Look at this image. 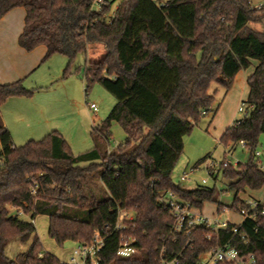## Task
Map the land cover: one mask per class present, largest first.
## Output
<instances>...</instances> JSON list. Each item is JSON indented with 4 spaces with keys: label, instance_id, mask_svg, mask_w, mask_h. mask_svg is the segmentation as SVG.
<instances>
[{
    "label": "trees",
    "instance_id": "trees-1",
    "mask_svg": "<svg viewBox=\"0 0 264 264\" xmlns=\"http://www.w3.org/2000/svg\"><path fill=\"white\" fill-rule=\"evenodd\" d=\"M91 1L0 0V18L13 8L24 9L17 40L22 49L43 45L44 60L57 54L67 58L63 77L78 54L102 45L101 58L83 68L85 92L96 82L116 100L91 127L93 147L76 155L56 131L14 146L0 118V264H65L42 249L33 224L38 215L48 217V235L60 245L86 243L94 232L101 233L100 264H163L161 250L167 261L196 264L225 243L264 264V216L244 219L236 233L231 228L237 224L230 223L207 239L203 226L188 234L169 233L173 219L159 202L167 191L199 211L204 203L216 202L214 187L185 189L172 182L171 174L184 136L211 110V84L228 90L234 76L253 63L243 101L246 115L219 138L224 147L244 141L251 156L221 174L233 192L231 209L244 204L240 192L263 186L264 171L252 152L264 132V31L248 24L264 21V4L257 9L251 0H119L111 16L108 7L92 11ZM22 81L0 84V106L11 97H30ZM113 122L125 139L108 151ZM94 177L104 189L99 198L89 191ZM223 207L217 202L216 212ZM118 209L132 211L133 219L113 230ZM14 238L29 242V248L9 259L4 249ZM128 238L139 253L121 258L116 249Z\"/></svg>",
    "mask_w": 264,
    "mask_h": 264
},
{
    "label": "rangeland",
    "instance_id": "rangeland-1",
    "mask_svg": "<svg viewBox=\"0 0 264 264\" xmlns=\"http://www.w3.org/2000/svg\"><path fill=\"white\" fill-rule=\"evenodd\" d=\"M154 1L157 3H164L165 0ZM251 3L252 5L264 4V0H251ZM116 4L117 3L111 6L110 13L114 11ZM248 26L256 31H264V21L261 23H250ZM103 52L104 49L102 45H90L87 48V53H80L77 55L70 65V73L64 77V96L68 91V100L75 102L77 110L79 108L84 109L82 116L80 118L78 116L77 119H75L76 126L74 127L78 126V130H72V133L75 135L74 139H70V141L66 140L74 155L85 152L93 147L90 137L91 125L97 124L103 120L116 102L115 98L96 82L92 83L87 92H85L86 83L83 79V68L86 64L88 65L90 62L101 58ZM51 57L45 60L37 71L30 74L22 81L23 86L32 91L30 97L37 98L41 104H47L53 101L59 92H63V71L67 66L68 60L65 56L58 54ZM67 85L69 87H67ZM228 90H225L222 86L215 83L211 84L210 91L213 92V101L210 105L211 110L205 115H202L193 125L191 131L184 136L182 153L174 166L171 180L174 184L182 185L185 189H194L197 185L202 184L201 181L204 179L205 182L203 185L214 187V198L216 202L204 203L200 212L209 216L217 215L220 220H228L238 224L241 222L242 218L235 209L229 207L233 200V192L227 189L228 181L222 176L221 169L218 170L216 176H210L200 165L189 175L187 180L180 181V176L189 172L203 157H210L217 162H220L226 157L230 160V165L232 167H236L233 163L238 162L244 164L250 158L251 154L247 147L236 143L235 145H229V147L225 149L219 142V138L223 132L221 130H223V128L225 130V126L231 122H228L229 111L233 108L237 109L241 104V101H238L236 105L233 104L231 95L225 97L228 95ZM90 103L96 105L95 112L89 109L88 105ZM220 103L221 110L217 116L215 125H213L211 119L214 110H216ZM67 106H69L68 102L67 105L64 103V111L68 110ZM52 111L57 112L55 109H52ZM241 117L242 114L236 111L235 119ZM74 127L71 129H74ZM124 139L125 133L123 129L118 123L113 122L107 150H113L117 145L122 144ZM227 151H229L230 155L225 156V152ZM254 152H257L258 156H254ZM252 155V159L257 161L264 171V132L258 135ZM89 191L97 198L104 196V189L98 177H94L90 180ZM246 191L249 193H240L238 194V198L243 201L246 200L249 198V195H251V191L255 195H264V184L260 189H257V192H254L256 190L249 189ZM217 202L222 204L225 210L217 213ZM211 213H213V215H210ZM33 224L42 249L52 253L61 262L67 264L70 260L71 252L76 246V242L67 240L60 245L50 238L48 235V217L46 215L36 216L33 220ZM28 248L29 242H22L18 238H14L6 245L4 254L7 258L14 259L18 255L25 253Z\"/></svg>",
    "mask_w": 264,
    "mask_h": 264
},
{
    "label": "crops",
    "instance_id": "crops-1",
    "mask_svg": "<svg viewBox=\"0 0 264 264\" xmlns=\"http://www.w3.org/2000/svg\"><path fill=\"white\" fill-rule=\"evenodd\" d=\"M23 18L24 9L22 7L13 8L0 18V84L25 79L37 71L41 64L48 59H43L46 52L43 45L37 46L31 51H25L18 45V36L23 29ZM254 65L255 63L245 70H240L234 76L227 92L228 95L225 96L229 97L231 95L233 104L236 105L238 101L246 99L248 92L246 80L252 73ZM62 83L63 92H59L54 100L47 104L39 103L37 98L34 97H11L0 106L2 125L9 131L14 146H20L29 140L38 141L51 131L58 132L67 141L74 139L75 135L72 132L78 130V126L74 127L76 126L75 119L82 116L84 109L79 108L77 110L75 102L68 100V91L64 96V77ZM67 87L69 86L67 85ZM67 102L69 105L67 106L68 110L64 111V103L67 105ZM52 109L57 112H53ZM220 110L221 103L214 110L211 119L213 125L217 121ZM236 111L235 108L229 111L228 122H231L225 126L226 128L236 120ZM73 127L74 129H71ZM221 131L224 132V128ZM246 190L240 193H249ZM254 192H257V190ZM263 196V194L255 195L251 191V195L247 199L262 202L264 200ZM210 215H213V213Z\"/></svg>",
    "mask_w": 264,
    "mask_h": 264
},
{
    "label": "built area",
    "instance_id": "built-area-1",
    "mask_svg": "<svg viewBox=\"0 0 264 264\" xmlns=\"http://www.w3.org/2000/svg\"><path fill=\"white\" fill-rule=\"evenodd\" d=\"M119 0H92L90 4V9L95 12H99L103 7H108V14L113 15L114 11L110 13V8L115 3L118 4ZM115 5L114 10L117 7ZM252 5V3L250 2ZM255 8H260L259 5H252ZM89 109L93 112L96 111V105L90 103L88 105ZM237 111L242 114L241 118L234 120L233 123H239V121L246 115L245 104L241 101L238 106ZM201 114H205L202 111ZM238 144L245 146V142L240 140ZM229 146L225 147L227 149ZM231 148V147H230ZM230 155L229 151L225 152V156ZM254 156H258L257 152H254ZM238 162L233 163L237 165ZM201 165L206 173L210 176H214L218 173L219 169L227 167L230 165V160L224 157L220 162L214 161L210 157H204V159L189 172L184 173L180 176V181H185L188 179L189 175L195 171ZM205 180L202 179L201 183L204 184ZM35 189L33 190V193ZM159 202L163 205L164 209L172 216V223L169 226V233L176 234L179 232H184L188 234L192 229L198 226H203L208 229L207 239H210L212 235L216 234L221 229H226L230 222L227 220H220L219 216H208L201 213L196 208L192 207L190 203L181 200L172 191L165 192L159 197ZM261 201L247 199L244 200L243 205H238L236 211L244 219H254L258 214L264 216V208L259 210ZM225 210V207L221 211ZM133 219V212L129 210L118 209L117 218L113 230L123 229L124 221H131ZM240 222V223H241ZM237 225L232 226V232L236 233L238 229ZM107 228V226H105ZM243 238V236H241ZM105 237L101 233L94 232L92 238L89 242L81 243L76 242V246L71 252L70 260L67 264H100L101 251L104 246ZM139 253L137 247L134 246V240L132 238L122 239L116 249L117 256L121 258H131ZM161 263L163 264H177V259H172L167 261L163 258V251H160ZM218 263H228V264H256V259L253 254L240 255L238 249L229 243H225L220 246L209 249L205 256L198 261L196 264H218Z\"/></svg>",
    "mask_w": 264,
    "mask_h": 264
}]
</instances>
